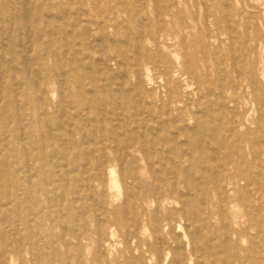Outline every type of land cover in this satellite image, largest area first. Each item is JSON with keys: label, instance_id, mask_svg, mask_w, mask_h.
<instances>
[{"label": "bare ground", "instance_id": "obj_1", "mask_svg": "<svg viewBox=\"0 0 264 264\" xmlns=\"http://www.w3.org/2000/svg\"><path fill=\"white\" fill-rule=\"evenodd\" d=\"M47 1L16 4L3 0L0 10L10 13L16 8L20 12V16L10 14L6 24L32 25L42 32L60 24L56 6L44 5ZM165 1L150 0L139 9L142 15L135 26L141 35L138 42L101 39L98 58L89 52L92 42H56L48 37L47 42H40L41 55L34 59L28 57L32 51L28 42H12V33L5 36L9 42H0L9 59L6 61L3 52L0 57L5 58V64H13L0 70V215L2 208L15 204L19 209L26 201L31 211L34 207L36 220L39 192L45 190L49 198L53 194L58 205L66 207L64 212L73 217L67 222L69 227L63 226L65 236L69 230H78L79 236H91L96 244V255L88 260L80 240L78 264H189L194 257L196 264H264V259L258 258L264 253V244L257 241L244 257L231 251L228 234L238 214L222 218L219 232L226 237L221 241L226 247L223 262L214 251V241L205 238L212 193L224 200L230 192L240 193L241 184L251 187L264 179V136L248 128L249 124L264 126L259 60L251 61L253 52L247 49V57H243L251 62L249 72L247 67L237 69V82H232L217 70L220 74L212 80V68L199 60L206 41L199 35L196 46L188 42L191 23L197 24L198 15H191L190 23L176 0L166 5ZM32 5L38 13L32 14ZM124 7L121 0H77L68 18L77 26L97 11L109 13L112 18L106 23L111 24L118 22L120 12L127 13L129 9ZM172 38L178 39L183 55H167L173 47L168 42ZM43 53L52 58L54 70L60 71L56 76L39 74ZM33 64L38 66L31 73L35 81L29 84L34 92L30 97L23 77L11 72L19 73L21 65L30 69ZM147 84L156 86L159 94L147 91ZM59 91L58 110L50 114L47 95ZM240 91L254 96V111L240 113ZM229 92H233L231 97ZM137 98L151 102L137 105ZM36 111L41 119L37 135L29 120ZM254 113L257 117L252 121ZM50 117L53 125L48 122ZM86 169L96 173L87 176ZM68 194L83 200L81 211L68 200ZM253 203L249 197L248 216L256 219L264 235L261 209H251ZM177 216L186 219L187 232L174 225ZM78 219L81 226L74 224ZM166 229L183 230L192 259L175 247L179 240L168 242ZM118 231L125 252H131L123 262L112 255V239ZM4 239H0V264H15ZM16 253L21 256L22 250Z\"/></svg>", "mask_w": 264, "mask_h": 264}, {"label": "rangeland", "instance_id": "obj_2", "mask_svg": "<svg viewBox=\"0 0 264 264\" xmlns=\"http://www.w3.org/2000/svg\"><path fill=\"white\" fill-rule=\"evenodd\" d=\"M14 1L16 4H22L25 0ZM28 1L29 4L33 2V0ZM121 1L129 10L126 9L128 10L127 13L120 12L118 14V22L108 24L106 23L107 19L111 17L109 13L98 14L97 11H94L90 17H88L86 23L75 26L72 25V19L68 18V12L73 8V5L76 4L77 0H49L44 2V5L52 3L56 6V10L59 12L58 21L60 24L57 27H47L42 32L38 31L36 27L32 25L22 28V24L20 25L18 22L6 24L5 22L10 20V14L14 16L19 14L20 16V12L16 10V8L10 13L0 10V42H9L5 36L12 33L14 37L12 42H28L27 45L32 48L28 57L32 59L40 57V42H47L48 37L56 42H92L90 43L91 46L88 45L89 52L92 56L98 58L101 54L99 43L101 39V42H138L141 38V35L139 36L137 34V28L135 27L136 22L142 15L139 9L150 0ZM168 1L169 0H166L164 4L166 5ZM2 2L3 0H0V4ZM176 3L178 9L183 11L186 17L189 18L190 23V16L193 14L198 15L197 24L191 23L192 28L187 35L188 42L196 46L198 44L199 35L206 41L204 42L206 51H203L204 53L202 49L199 51V60L201 62L205 61L207 65L212 68V80L218 78L220 74L216 73L218 70L223 77L227 76L228 80L237 82L235 71L239 68L247 67L246 70L249 72L252 66L250 64L251 62H246L243 57H247V49H251V54L253 52V56L249 59L251 61L255 58L259 60L261 70L259 71L258 78L264 89V5H262L264 0H176ZM99 6H101V4ZM33 7L32 14L38 13L39 10L37 8L35 9V6L32 5L30 8ZM46 13L47 11H45V14ZM11 20L14 21V19ZM144 22V24L150 26L148 21ZM120 31L124 32V34L126 33L128 38L123 37ZM100 36L102 38H100ZM143 40L146 41L147 39L143 38ZM168 42L173 46L167 50L168 52L166 53L168 56L174 53L183 55V49L177 45V42H179L178 39L172 38L171 41ZM5 48L4 45H1L0 52H3L4 55L7 56V61L9 59V54ZM33 49L35 50L33 51ZM42 56L43 57L39 61V70H41L39 74L47 72V75H51L52 77L59 74L60 71L58 69L54 70L55 65L53 64L52 58L46 56L44 53ZM112 57L114 56L112 55ZM4 59L0 57V70L9 67L12 68L13 64H5ZM16 61L17 59H15L14 63H16ZM37 66L38 65L33 64L30 69H28L21 65L19 73L11 72V75L15 77H23L25 84H27L30 97H33L34 92L29 84L35 81L31 73L35 72ZM98 66L102 68L101 64H98ZM116 81L119 83V80ZM146 90L154 94H159V90L157 92L156 86L151 84L146 85ZM240 93V113L243 114L245 111H251L252 109L254 111L257 107L254 102V96L247 95L241 91ZM232 94L233 92H229L228 96L231 97ZM61 98L60 91L59 93H55L54 96L51 93L47 95V104L52 105L49 109L50 114L58 110V104ZM149 102H151V100H147L146 103H143L140 98H137V105L142 104L143 106V104H149ZM32 116L33 117L29 118V120L33 122L34 125L32 128L35 131V135H37L36 129L39 128L38 124L41 119L37 111L34 112ZM256 117L257 115L254 113L250 120L253 121ZM48 122H52L51 125H53L51 117ZM192 125L193 124L190 123V126ZM248 128H250L251 131H261V134L264 136V126L259 128L256 124H249ZM43 131H46L45 127ZM222 160L226 162L227 158L224 157ZM118 172L119 169L117 168L116 174H118ZM85 173L87 176H92L96 173V170L86 169ZM79 185L83 186L81 183H79ZM1 186L2 183H0V189L2 188ZM240 188V193L233 194L230 192L224 200H220L213 193L210 196L212 198V206L211 212L206 216L205 220V238L214 241V251L218 253L221 262L225 260L226 255V247L221 243L226 237L219 232L222 228V218L224 215L231 219L234 216L233 214H238V218L233 220L232 228L228 234V244L233 253L244 257L252 248L253 242L257 241L258 243L264 244V235L260 234L261 229L257 225L256 219L248 216V211H250L248 198L251 197V199L254 200V203L250 206L251 209L260 208L264 219V179L259 181V183L253 184L251 187L244 188V184H241ZM35 190L38 194L39 190ZM97 190L100 191V189ZM39 193L35 202L38 204L39 208V214L36 216L38 219L36 220L32 214V211H35L34 207L32 206L31 211L28 207L31 205L26 201L23 202V205H21L19 209L16 208L18 205L15 204L14 206L12 205L11 208L4 207L1 209L3 215H0V225H2L1 221L4 220L2 217L8 220H4L5 225H2L3 228L0 230V237L7 238L4 239L6 247L10 253V257H13L15 264H78L79 247L77 245L80 244V240L84 250L88 252L86 258L89 260L95 256L97 247L91 236H79L81 235V231L78 230H69L70 232L66 233L70 236H65L63 226L73 219L72 215H67V212H64L66 207L63 209L62 204L58 205L56 202L57 199L53 194L52 197L49 198L45 190H41ZM68 200H70L73 206L78 210L81 211L83 209L84 202L76 195L68 194ZM215 207L217 208L215 209ZM223 208H225V213L221 212L224 210ZM50 213L53 214L52 219ZM53 220L55 225L52 228ZM74 224L81 226L82 221L78 219ZM67 225L69 227V224ZM174 225H176V227L181 225L185 232L188 231L186 219L181 216L176 217ZM51 230H53V232ZM182 231L183 230L179 229L171 231L170 229H166L165 237L171 244L173 241L172 239L179 240L180 244L178 246L175 245V247H181L183 254H185L187 258L192 259L191 248L188 246L189 242ZM212 231H214V233H212ZM149 235L150 233L148 232L144 239H148ZM121 236L122 234L120 231L116 232L115 238L112 239L113 244H111V248L112 255L120 258V262H123L130 256L131 252H125L126 244ZM0 245L3 247L1 243ZM18 250H22L21 256L17 255L16 252ZM260 257L264 259V253L258 258ZM54 258H57V260ZM64 259H66L67 262H61ZM193 259V261H189V264H196L195 257Z\"/></svg>", "mask_w": 264, "mask_h": 264}]
</instances>
